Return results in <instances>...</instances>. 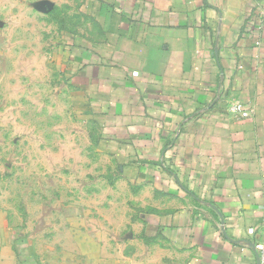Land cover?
<instances>
[{"label": "crops", "instance_id": "obj_1", "mask_svg": "<svg viewBox=\"0 0 264 264\" xmlns=\"http://www.w3.org/2000/svg\"><path fill=\"white\" fill-rule=\"evenodd\" d=\"M39 3L63 11L65 79L133 211L111 252L76 233L80 264H259L264 0ZM16 233L0 230V264H45Z\"/></svg>", "mask_w": 264, "mask_h": 264}, {"label": "rangeland", "instance_id": "obj_2", "mask_svg": "<svg viewBox=\"0 0 264 264\" xmlns=\"http://www.w3.org/2000/svg\"><path fill=\"white\" fill-rule=\"evenodd\" d=\"M40 1L0 0V230L34 242L45 264H80L76 233L111 252L133 211L111 147L65 79L63 11Z\"/></svg>", "mask_w": 264, "mask_h": 264}, {"label": "built area", "instance_id": "obj_3", "mask_svg": "<svg viewBox=\"0 0 264 264\" xmlns=\"http://www.w3.org/2000/svg\"><path fill=\"white\" fill-rule=\"evenodd\" d=\"M231 111L241 118H248L250 117V110L246 108V106L242 103L234 104L231 107ZM256 251L259 256V264H264V239L256 244Z\"/></svg>", "mask_w": 264, "mask_h": 264}]
</instances>
